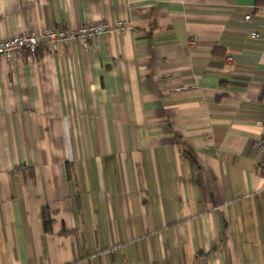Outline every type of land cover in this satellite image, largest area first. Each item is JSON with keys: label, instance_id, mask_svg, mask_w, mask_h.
<instances>
[{"label": "crops", "instance_id": "obj_1", "mask_svg": "<svg viewBox=\"0 0 264 264\" xmlns=\"http://www.w3.org/2000/svg\"><path fill=\"white\" fill-rule=\"evenodd\" d=\"M91 20L0 57V264H264V0H0V39Z\"/></svg>", "mask_w": 264, "mask_h": 264}, {"label": "built area", "instance_id": "obj_2", "mask_svg": "<svg viewBox=\"0 0 264 264\" xmlns=\"http://www.w3.org/2000/svg\"><path fill=\"white\" fill-rule=\"evenodd\" d=\"M246 20L251 19V15L244 17ZM124 28L122 21L114 23L104 22L102 20H91L77 26L45 28L40 31H28L18 33L10 37L0 39V57L7 60L13 58H21L24 52L30 54L36 52L39 48L55 51L64 43L80 42L84 47L92 40H96L107 33H118ZM252 36H258L253 31ZM232 60V57H228ZM256 145L261 147V141H257ZM264 150V149H263ZM259 165H264V151Z\"/></svg>", "mask_w": 264, "mask_h": 264}, {"label": "trees", "instance_id": "obj_3", "mask_svg": "<svg viewBox=\"0 0 264 264\" xmlns=\"http://www.w3.org/2000/svg\"><path fill=\"white\" fill-rule=\"evenodd\" d=\"M42 219L44 228L48 229L50 227V219L47 211H45L44 209L42 211Z\"/></svg>", "mask_w": 264, "mask_h": 264}, {"label": "rangeland", "instance_id": "obj_4", "mask_svg": "<svg viewBox=\"0 0 264 264\" xmlns=\"http://www.w3.org/2000/svg\"><path fill=\"white\" fill-rule=\"evenodd\" d=\"M103 21V20H102ZM104 22H106V21H104ZM24 33V32H23ZM64 44H70V43H64ZM29 55H31V54H29Z\"/></svg>", "mask_w": 264, "mask_h": 264}]
</instances>
